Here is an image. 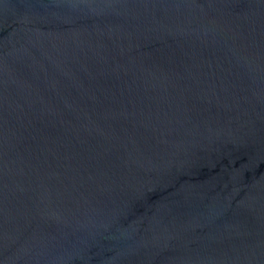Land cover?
<instances>
[{"label": "water", "instance_id": "95a60500", "mask_svg": "<svg viewBox=\"0 0 264 264\" xmlns=\"http://www.w3.org/2000/svg\"><path fill=\"white\" fill-rule=\"evenodd\" d=\"M0 264H264V0H0Z\"/></svg>", "mask_w": 264, "mask_h": 264}]
</instances>
